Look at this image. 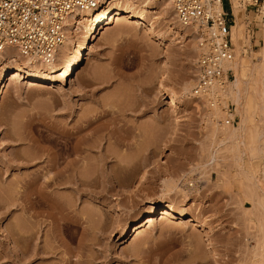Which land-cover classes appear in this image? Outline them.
<instances>
[{
	"label": "rangeland",
	"instance_id": "374dc122",
	"mask_svg": "<svg viewBox=\"0 0 264 264\" xmlns=\"http://www.w3.org/2000/svg\"><path fill=\"white\" fill-rule=\"evenodd\" d=\"M169 10L147 13L164 34L163 41L138 24L136 33L103 47L104 34L118 27L111 21L92 41L94 51L84 55L72 82L16 83L0 96V196L15 197L13 205L0 207V264L259 263L264 216L258 204L256 160L237 154L228 141L218 142V134L211 137L212 125L205 121L211 118L205 115L209 108L199 104V97H206L193 88L197 48L191 36L173 33ZM124 25L126 30L136 26L133 21ZM244 25L240 55L251 58L261 44V23L256 15H245ZM95 56L100 57L96 70L91 66ZM232 78L229 70L227 79ZM167 93L178 97L175 105L167 102ZM218 94L226 102L225 107L223 100L214 105L219 106L220 122L233 119L236 124L234 105ZM105 110L110 112L92 125L101 123L105 129L99 145L84 151L83 175H123L129 171L117 163L131 160L138 173L146 168V179L124 189L93 180L83 194L73 190L75 185L41 188L47 159L65 146L71 125ZM104 152L110 158L99 169L96 156ZM35 193L41 195L40 202L36 212L28 214L23 199L27 195L31 200ZM169 200L174 213L184 214L183 223L177 215L156 220L120 243L123 228ZM61 202L66 210L58 206ZM117 206L121 210H115ZM193 216L205 226L195 225ZM25 231L31 235L28 239L20 236ZM40 248L46 252L30 255Z\"/></svg>",
	"mask_w": 264,
	"mask_h": 264
},
{
	"label": "bare ground",
	"instance_id": "6f19581e",
	"mask_svg": "<svg viewBox=\"0 0 264 264\" xmlns=\"http://www.w3.org/2000/svg\"><path fill=\"white\" fill-rule=\"evenodd\" d=\"M165 9L171 10H169L171 18L173 15L175 23L174 27H171L173 28L171 29L173 33H182L185 37L191 36L195 43L194 47L197 48V42L200 37L196 36L191 28L180 24L174 15L170 0H102L100 8L83 12L77 25H75V19L73 21H68L64 42L56 56L47 63L39 62L33 57H23L16 49L11 47L0 50V96L6 92L8 87L16 83H22L27 86H42L44 84L60 85L66 83V80L72 82V74L82 62L84 55H89L94 51L93 42L97 39L99 31L111 21H116L118 27H115L113 30L104 34L101 42L103 47H108L116 39L125 35L127 36L129 33L131 34V31L133 30L134 33H136L138 30V24L143 25L146 33L153 34L155 39L163 41L165 39L164 34L157 32L156 26L153 22H149L147 13L155 14L160 11L165 12ZM231 10L234 19L230 24L229 34L231 43L234 46L232 51L233 49L235 51L225 61L223 68L225 71L231 70L233 78L230 80L226 79L223 82L214 85L210 93L203 94L207 99L205 98V100H203L199 97V104H201L202 107L207 106V109L209 108L208 110H211L208 112L206 109L208 114L206 110H204L206 112V114H204L206 117H209L207 115H210L212 119L208 118L205 120L203 116L201 117H203L205 121H209V124L212 125L211 137H215L218 134V142L228 141L230 147L236 151L237 154L241 155V153L244 152L247 155L245 159L249 156L256 160L255 168L258 170V173H260V176L256 179L255 183L261 190V193L258 195V204L261 207V214L264 216V9L260 12H255L253 9L245 11L243 6L234 2ZM245 15H256L261 23V44L257 50H252L251 58L240 55L242 40L245 38ZM127 21H133L136 26L131 27L132 29L126 30V25H124V23ZM172 23L170 21L169 24L171 25ZM168 28L169 27H167V29ZM99 61V56L93 57L91 62L93 68H91H97V63H99ZM163 78L164 75H162V79ZM192 80H189L186 83V89L189 92L193 85ZM218 93H220V95L224 94V96L234 105V111H236L235 114H237L239 118L236 124H228L226 123V120L223 121L224 123L220 122L221 119L219 120L218 113L219 106L216 107L214 105H218L223 100L225 107L226 102L224 99L218 97ZM190 95H192V93H190ZM208 96H210L209 99ZM166 98L170 106L175 105L178 100V97L173 93H167ZM206 103L212 107H208ZM205 108L206 107H203L202 109ZM109 112L110 111L105 110L102 115L95 116L93 119L89 118L87 115L82 116L77 124L74 123L71 125L69 132L64 137L63 142L65 146H61L56 151H53L47 159L48 169L41 176V188L47 186L67 188L69 185H75L73 186V190L78 194H83L87 191L88 183L93 180L106 181L110 184L116 183L119 189H124L134 182L138 183L146 179V175L148 174L146 168L138 173L135 170L137 168H132L134 163L131 160L125 162L122 160V163H117L119 168L128 169L129 172L123 175L102 174V172L94 178L83 175V168L85 166L84 160L86 159L84 151L87 148L99 145V141L101 140L100 137H102L103 134L102 131L105 129V126L101 123H98L95 126L92 125L106 115L105 113ZM226 113L231 116L229 112ZM92 135H94L95 138H88ZM108 158H110V153L108 152L98 154L96 156L97 167L99 166L98 168L100 169L102 164L107 162ZM63 162H65V164L59 167ZM98 168L95 169L96 172ZM190 181L191 180L188 179V185H193ZM8 195L6 198L0 196V199L4 200V202L0 204L1 208L5 207L4 209H6L9 205L14 204L13 201L15 197ZM40 196L41 195L35 193L31 200L27 195L24 196L23 206L26 208L28 214H30L31 211L33 213L36 212V208L40 202ZM159 203L160 202H157V204ZM57 204L61 209H67L66 203L61 202ZM191 204H193V202ZM115 210L118 211L121 210V208L117 206ZM174 215H177L176 219L178 220V223L184 222L185 217L182 212L174 213V202L172 200H169L167 204H159V208H156V206L152 207L145 216L120 231L121 236L119 237V241L120 243H124L134 233L139 232L144 227L153 225L156 220H165L167 217H174ZM81 216L83 215L81 214ZM79 218L82 219L80 216ZM191 221L197 226H205V223L202 220H199L196 216H193ZM21 233L17 234H21L20 236L24 239H28L31 236L27 235L28 231ZM11 237L12 238L10 239L14 243V237ZM263 245L264 235L260 241L261 249L258 254V262L261 264H264ZM25 251V249L24 251L21 250V253L26 255ZM40 252L44 253L46 251L41 248L40 250H33V252L31 250L30 255L36 256L37 253Z\"/></svg>",
	"mask_w": 264,
	"mask_h": 264
},
{
	"label": "built area",
	"instance_id": "2783aa9c",
	"mask_svg": "<svg viewBox=\"0 0 264 264\" xmlns=\"http://www.w3.org/2000/svg\"><path fill=\"white\" fill-rule=\"evenodd\" d=\"M180 24L191 28L200 39L195 61L196 93H210L227 79L223 65L230 57V24L234 2L260 12L264 0H170ZM102 0H0V50L14 48L23 57L47 63L65 39L68 21L81 19L87 10L100 8ZM216 97V96H215ZM210 96H208V99ZM233 119L226 123L233 124Z\"/></svg>",
	"mask_w": 264,
	"mask_h": 264
}]
</instances>
